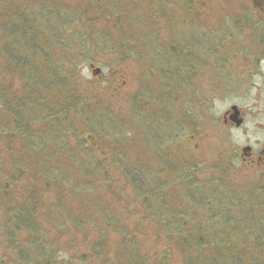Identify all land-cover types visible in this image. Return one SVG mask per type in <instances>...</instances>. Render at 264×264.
<instances>
[{"label":"trees","instance_id":"obj_1","mask_svg":"<svg viewBox=\"0 0 264 264\" xmlns=\"http://www.w3.org/2000/svg\"><path fill=\"white\" fill-rule=\"evenodd\" d=\"M82 1L85 3L88 0ZM182 1L183 21L186 25L168 21L171 34L182 35V31L185 33L192 28L187 26L190 13L185 8L190 5V0ZM9 5L0 9V35L6 33L4 31L8 30L7 26L13 27V24V28L17 32L20 30V33L17 34V39L15 36H0L4 48L2 51L6 52L8 59L2 75L5 74L8 78L17 72L23 77L25 95H20L18 91L12 92L13 86L10 84L0 83V105L5 110L4 117L0 118V155L12 154L11 167L15 169L16 174L6 181L4 162L0 159V196L6 197V210L14 215L10 222L15 228L8 224V233L14 236L22 226L27 231L37 233L31 234L30 243L34 254L18 247L15 251L17 262L54 264L51 254L46 253L47 242L42 240L43 233L37 230V222L41 227L45 225L43 221H35L33 217V213L39 212L37 206L45 204L44 195L53 193L59 203L63 198L70 199L72 195L77 198L78 206H73V210L67 213L70 219L75 220V230L81 229L85 223L88 227L85 231H90V226L93 229H101L99 236L95 231L93 237L85 235V232V237L80 239L85 241L83 244H79L82 241L78 239L77 233L69 240L73 243L71 249L75 251L71 258L72 264H85L87 260H93L94 256H104L103 264H264V185L260 179L246 174L242 176L245 177L243 183L235 180L237 176L229 177L226 174L210 179L211 182L197 179L200 172L197 170L198 165L173 156L177 141L178 145H181L179 150H182V153L187 152L189 148L185 140H180L181 114L174 119L170 116L173 115V110H164L163 106L157 103L150 105L156 109L151 115L147 113L148 109L144 103L137 109L146 111V114L138 116L147 121L146 127L151 133L149 139L143 136L144 127L141 124L140 130L138 118L133 119L132 126L136 124L140 131L137 132L136 139L148 147L150 156L159 162L162 171L164 165L170 169L166 170L169 175L161 177V171L158 172L159 175H154L149 162L140 154H136L135 161L132 162V155L124 153L130 142L126 141L125 132H117L121 124L112 116L98 117L88 108V97L79 89V85L78 89L75 85L78 71L74 78L70 73L66 75L70 79V82L66 83V93L62 89L61 73L55 75L57 73L53 71L55 61L52 57L53 50L49 47L58 45L57 41L60 40L67 42L66 45H75V37L82 33L68 35L62 39L60 32L41 29L37 20H25L24 12L22 14L20 11H12ZM127 5L123 0H95L91 4L85 3V10L75 16L78 10L76 7L61 9L50 0H41L39 3L40 9L48 8L46 17L51 18L54 14L50 22L56 18L72 28L80 24L79 19L84 17L82 12L86 15L91 13L96 18L94 24L100 23L99 18L97 21V11L100 16L108 19L107 22H117L121 16L116 18L115 10L127 8ZM159 9L162 11L157 19L161 22V19L166 17L162 19L166 22L172 12L162 6ZM19 12L21 14L16 16ZM132 17L144 16L133 13ZM144 18L146 19V16ZM140 21H131V25L133 23L136 27L130 30H125L118 22L115 23L119 33L124 35L119 36L121 42L119 47L117 45V50H120L124 60H127L131 48L137 52L146 50L144 46L140 49L132 47L133 39L150 43L152 38H158L163 33L161 26L158 27L161 33L157 34L159 32L156 33L149 24L141 26ZM17 25L20 27L17 28ZM113 33L114 31L110 35L113 36ZM12 39L18 46L12 44ZM103 40L106 41L105 36L98 38V42ZM207 41L213 43L211 39ZM165 44L157 54H141L143 63L159 70H167L164 64L174 60L175 68L168 69L169 72L179 70L183 75L190 76L187 73L191 65L189 63L195 60L191 57L194 53L185 50L186 45L190 49V42L184 38L179 45ZM68 68H71L69 64ZM74 73L73 69L72 76ZM189 87L186 86L187 89ZM181 89L184 87L181 86ZM160 91L162 90L159 87L155 92L150 91V94L162 95ZM180 94L181 92L174 90L172 96L180 99ZM194 95L190 93V96ZM164 97L169 98V93L161 96ZM97 118L104 125L106 137L111 143L108 150L110 159L98 156L97 148L92 144L88 145L86 140V135L93 131L92 124ZM183 118L185 121L188 118L190 121L193 119L185 110ZM37 123L44 125L46 130L43 134H40L39 128L35 126ZM188 124L189 128H192V123L188 121ZM120 135L124 138L122 142L117 138ZM18 139L20 146L15 145ZM96 143L102 150L101 143ZM23 144L28 149L22 147ZM21 147L25 156L15 153L19 152ZM226 166L224 163L221 167L226 169ZM123 182L126 184L122 185ZM11 183H21L25 192L15 198L14 190L10 189ZM132 220H135L134 225H128ZM52 223L54 228H59L53 217ZM145 224L148 227L156 226V230L149 236L145 231ZM95 238L96 240H93ZM146 239L153 240L151 244L155 246L157 243L160 248H144ZM91 243L100 249L92 251L94 253L89 255L86 250ZM113 255L114 259L111 258ZM150 259L154 261L151 262Z\"/></svg>","mask_w":264,"mask_h":264},{"label":"rangeland","instance_id":"obj_2","mask_svg":"<svg viewBox=\"0 0 264 264\" xmlns=\"http://www.w3.org/2000/svg\"><path fill=\"white\" fill-rule=\"evenodd\" d=\"M40 1L41 0H12L9 6L12 11H20L22 14L24 12L27 17H23L25 20H37L41 29L47 28L52 32H60L62 39H65L64 37L68 35L82 33L75 37L77 38L76 41H73L75 45H66L67 42L63 43V40L62 42L60 40L57 41L58 45L56 44L54 47H49L50 50H53L52 57L55 61L53 62V68L55 67L53 71L57 73L55 75L61 73L60 81L63 92L65 93L67 92L66 83L67 81L70 82L69 77L66 75L70 73V76L74 78L78 71L75 85L77 89L79 85V89L88 97V108L93 110L98 117L106 115L112 116L121 124L117 132H125L126 141L130 142V144L128 149H125L124 153L132 155V162L135 161V155L140 154L143 156L144 160L146 159L149 162V167L153 169L154 175L160 171L162 173L161 177L169 175L168 171H170V169H167V166L164 165V171H162L161 167H159V162H156L154 158L150 156L151 153L148 151V147L145 146L143 142L136 139L138 136L137 132L140 133V131L136 124L132 126V122L138 118L139 128L141 124H143L144 127L142 128L144 133L143 136L149 139L151 133L146 127L147 121L140 119L138 116V114H146V111H142V109L138 111L137 109L144 103L146 109H148L147 113L151 115L156 109L151 108L150 105L157 103L163 106L164 110H173L174 113L170 116L174 119L181 114V116H179V118H181L180 126L182 129L180 132V140H185L189 144V148L187 152L182 153V150H179L181 145H178L177 141V143H175L177 146H174L175 148L173 149V156L179 158L181 161H192L191 163L198 165L197 170L200 172L197 179L209 181L210 179L220 178L222 175L226 174L229 177L237 176L235 180L238 183H243L245 177L242 176L246 174L247 176L254 175L255 179H260L264 185V166L260 167L262 169L255 167L250 168L247 166L243 168V161L241 158L243 148L246 146L251 147L254 154L259 152L262 146H264V46L259 43L257 44L259 40L258 36L260 34L264 35V33L262 31L257 33L258 31H253L251 29L243 30L242 28L238 29L236 32L232 31L231 34L228 31V17L230 15L231 17H235V14H239L238 12H240L239 10H241L242 4H244V6L249 4L250 6H254L253 4L246 0L244 3H242L241 0H190V5L185 6L190 13V17H187L189 18L187 26H192V28L185 33L182 31V36L184 35L187 41L190 42V49H188L186 45L185 50L193 52L194 55L192 54L191 57L192 59L195 58L194 61L191 60L189 63L191 65L187 73H189L190 76H188L189 80H186L189 81L190 87L187 89L186 86L188 84H185V86L179 84V82L172 86L169 81L166 80L169 74L166 77L161 76L160 78L159 75H154L152 76L153 78H149L146 74L148 70L144 68L150 67L149 64H144L142 61L143 56L133 51V48L129 49V52H131L128 54L129 57L126 58L127 60L120 57V50H117V45L121 42L119 36L124 35L119 33L115 25V23L118 22L122 28L130 30V28L136 27L133 23L131 25V21L136 19L141 20V26L143 27L146 23L149 24V27L155 30L156 33L159 32L157 34L161 33L158 28L159 26H161L163 33H167L171 30L167 23L168 21H177L183 26L186 25V22L183 21L184 5L182 0H123V2L128 3V5L127 8L115 10L116 18L117 16H121V19L117 20V22H107L108 19L100 16L97 11V21L99 18L100 23L96 22L94 24L93 22L96 18L92 16L91 13L86 15L85 12H82L84 17L79 19L81 20L79 21L81 25L76 24L73 28L70 27V25L69 27L65 26L68 24L58 21L56 18L50 22L51 18H54V14L51 18L46 17L49 10H47V7L40 9ZM50 1L53 5H57L61 9H63V7H68L69 9L76 7L78 10L75 16H78V14L81 13L80 11L83 9L85 10V3L91 4L95 0H88L85 3H83L84 1L82 0ZM160 6L168 8V11L170 10V12H172L171 17L168 18L166 22L162 20L166 17H163L161 22L157 19L162 11L159 9ZM97 7H99L100 11V5ZM177 10L179 11L177 12ZM20 12L17 13L16 16H19L21 14ZM64 13L65 12H63V14ZM133 13L141 14V17L146 16V19L144 17H132ZM13 18L15 19L14 16ZM235 18L233 19L235 20ZM75 20L76 18H74V23ZM240 24H242V20L237 21L233 25ZM244 24L245 22L243 21L242 25ZM7 27L9 31L5 30L4 32L6 33H1L0 36L5 37L8 35L12 36V38L15 36L17 39V34L20 33V30L17 32L15 28H13L14 24L13 27ZM19 27L20 26L17 25V28ZM112 31H114L113 36L110 35ZM253 35H256L255 39L252 38ZM99 36H105L106 41L103 40L98 42ZM108 36L110 40H108ZM207 39H211L213 43L208 42ZM41 43H43V41ZM109 43H111V45H108ZM2 44V37H0V83L10 84L13 86L12 92L18 91L20 95H25V93H23V77L17 74V72L8 78L5 74L2 75L8 63L6 52L2 51L4 50ZM12 44L18 46L13 39ZM23 46L24 45L21 47L23 48ZM119 46L120 45H118V47ZM40 48H42V46H40ZM48 57L49 56H47V59ZM196 57L199 61L196 60ZM167 63L168 64H164L167 70H173V68H175L174 60H169ZM68 64L71 68H68ZM97 68L101 69L98 74L95 73ZM73 69L75 73L72 76ZM150 70L158 71L154 66H152ZM171 77L177 79L179 76L173 71ZM199 77L203 81H200ZM25 78L26 77H24V79ZM154 79H158V81L164 79V83L168 86L162 87L161 83L155 84ZM147 82L154 88V92L160 87L162 90L160 93H163L162 95H164V93H174V90L181 92L179 96L180 99H177V97L173 95L172 97L175 100V104L170 100L164 102L155 100L150 104L152 100L145 99V95H152L153 99L158 98V96H155V93L150 94V91L153 90L140 88L142 84H147ZM181 86H183L184 89H181ZM187 90H189L188 94ZM183 92L187 94L185 97H183ZM190 93L195 94L194 97L190 96ZM233 105H237L241 109L244 118L240 127L236 126L230 120L228 123L224 122L225 112ZM184 110L188 116L190 115V117L193 118L191 121L190 118L186 121L184 120ZM4 114L5 110L0 105V118H3ZM188 121L192 123V128H189ZM35 126L39 128L40 134H43L46 130L42 123H37ZM92 126L94 127L93 131L87 133V135H90L89 138L86 137L88 145L91 144L94 137L96 141L101 143V149H103L102 151L97 149L98 156L102 159H110L108 150L111 143L108 142V138L106 137L104 125H102L101 120L97 118ZM151 128L153 130V127ZM192 131L194 140H189L188 142L187 138ZM117 138H120L121 142L124 140L121 135ZM73 144L76 145L75 143ZM15 145L20 146L19 139L16 140ZM22 147L28 149L25 144H23ZM22 147L19 149V152L16 151L15 153H20L22 156H25L22 152ZM48 150L50 149L48 148ZM0 159L4 162V169L6 170L4 179L7 181L8 178L14 177L15 174V169L11 167L12 154H1ZM234 160H237V164L234 163ZM224 163L227 165L226 169L221 167ZM238 164L240 166H238ZM234 165H236V167H234ZM239 167L243 169L241 170ZM166 170L168 171L166 172ZM251 179L252 181L255 180L254 177ZM125 184V182L122 183V185ZM10 189L14 190L15 198H18L25 192L21 183H11ZM9 194L12 195L10 192ZM43 199L45 204L37 206L39 212L35 214L31 212L33 213L35 221H43L45 225L41 227L37 222V230L43 233L42 240L47 242L46 253L47 255L51 254L50 257H52L54 264H72L71 258L75 251L71 249L73 243L69 242V240L73 238L76 233L79 240L85 237V235L91 237L95 236L94 231L98 234L97 236H99L101 229H93V227L90 226V231H85L88 227H86L87 224L84 222L85 224L81 229L77 228V230H75L77 227L75 220L70 219L69 215H67L69 210H73V206H78L76 201L77 198H75L74 195H72L70 199L63 198L61 203L58 202L53 193L51 195H44ZM6 203V197L0 196V264H19L16 259L17 255L15 254L16 248L19 247L26 252L33 253L34 250L30 243L31 234L37 233L36 231H27L24 226L16 233L13 232L14 236L12 233H8V224H11L13 228H15V226L10 222V218L14 219V215L6 210ZM31 217L32 215H30V218ZM52 217L56 222V226H59V228L53 227ZM134 222L135 220H132L128 225H134ZM144 227L145 231L148 232L147 236L156 230L155 225L148 227L147 224H145ZM96 238L93 240H96ZM80 241L82 242L79 244L85 243L83 240ZM146 241L147 243L144 245V248L149 250L151 247L160 248V245L158 246L157 243L155 246L151 244L154 242L153 240L146 239ZM167 246L169 245H166V247ZM96 249L100 248L91 243L86 252L90 255L93 254L94 252L92 251ZM111 258L114 259V255L111 256ZM103 260H105L104 256L97 258L94 256L93 260H87L85 264H103ZM108 261L111 262L110 260ZM150 261L153 262L154 260L150 259ZM177 261L178 263L180 262V260ZM112 263L116 264V262ZM39 264L41 263L39 262Z\"/></svg>","mask_w":264,"mask_h":264},{"label":"flooded vegetation","instance_id":"obj_3","mask_svg":"<svg viewBox=\"0 0 264 264\" xmlns=\"http://www.w3.org/2000/svg\"><path fill=\"white\" fill-rule=\"evenodd\" d=\"M244 1L245 0H241L242 3H244ZM246 1L250 2L254 6H250V4L247 5V6H244V4H242L241 5V7H242L241 10H239L240 12H238L239 14H235L236 18L235 17H231V15H230L228 17V19H229L228 31L231 34L232 31L236 32L238 29L242 28L243 30L244 29H251L253 31H258L257 33H259L260 31H262L264 33V0H246ZM10 2L11 1L0 0V9L3 8L4 6L10 4ZM233 18H235V20ZM240 20H242V24H243V21L245 22V24L244 25H242V24L233 25L237 21H240ZM257 33H256V35H257ZM256 35H253L252 38L255 39ZM153 36L156 37V35H153ZM184 38H186V37L181 35V38H180V34H177V33H172L171 34L168 31L167 33H162L161 36H159L158 38H152L150 43H148V41L142 40V39H140V40L133 39L132 42H131L133 44L131 46L134 47V48H140L142 46L146 47V50L145 49H141L138 52L136 51L137 54H146L147 53L149 55H153L154 53L157 54L156 52H158V51L161 52L162 50L160 48L165 43H167V44L174 43V44H178L179 45V43H181ZM258 38H259L260 41L258 40L257 44L259 43L262 46H264V35L260 34L258 36ZM119 56L123 57L121 54H119ZM156 56H159V55H156ZM127 57H129V56H127ZM144 68L148 70L146 72V74L148 75L149 78L154 76V75H159V77L161 78V76L166 77L169 74V77H166V80L169 81V83L172 86H173L174 83H178V82L181 85H185V84L189 85V81H187V80H189V77H187L186 75H183V73L181 71H179V70H175L174 71V73L179 76L177 79H174L173 77H171V74H172L173 71L169 72V70H164V69L163 70L162 69L161 70L158 69V71L157 70H150L151 66L150 67H144ZM177 69H181V68H177ZM166 71H168V72H166ZM199 80L203 81L201 78ZM154 81H155L154 82L155 84L161 83L162 87L163 86H168L166 83H164V79H162L161 81H158V79H154ZM140 88L141 89L142 88H148V90H153L154 89V88L151 87L150 84H148V82H147V84H142ZM152 94H154V93H152ZM187 94H188V92H187ZM187 94H184V92H183V97H185ZM157 96H158V98L153 99L152 95L149 96L148 94H146L145 95V99L152 100L150 102L151 104L155 100L161 101V102L170 100L173 103L174 98L172 97V93H169V98H165V97L161 98L162 95H157ZM228 118H230V116H228ZM187 139H188V142H189V140H194V135L190 134ZM93 141H94V144H95L94 147L97 148V149H100V146L98 145V143H96L95 138H94ZM102 150H100V151H102ZM241 158H242V161H243V163H242L243 168H244V166H247V167H250V168L255 167V168L262 169L260 167L264 166V146H262V149L259 150V152H256L255 154L253 152V149L249 150L245 154L243 153L241 155ZM236 161L237 160H234L235 163H236ZM238 166H240V165L238 164ZM241 167H239V169L242 170L243 168H241Z\"/></svg>","mask_w":264,"mask_h":264},{"label":"water","instance_id":"obj_4","mask_svg":"<svg viewBox=\"0 0 264 264\" xmlns=\"http://www.w3.org/2000/svg\"><path fill=\"white\" fill-rule=\"evenodd\" d=\"M101 69H96L95 71V73L96 74H98L99 73V71H100ZM229 113V112H228ZM241 114V111H240V108L237 106V105H233L232 106V108H231V110H230V114H229V116H230V119L233 121V123L236 125V126H238V127H240V124L243 122V120H244V118H243V116L242 115H240ZM225 121H227V120H225ZM89 138V137H88ZM91 144H94V142L93 141H91ZM247 150H250V147H245L244 148V151H247ZM76 264H79V263H76Z\"/></svg>","mask_w":264,"mask_h":264}]
</instances>
